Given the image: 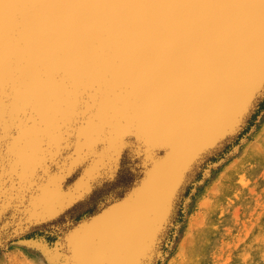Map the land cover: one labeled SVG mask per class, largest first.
Instances as JSON below:
<instances>
[{"label":"snow or ice","instance_id":"snow-or-ice-1","mask_svg":"<svg viewBox=\"0 0 264 264\" xmlns=\"http://www.w3.org/2000/svg\"><path fill=\"white\" fill-rule=\"evenodd\" d=\"M257 107L264 0H0V245L31 232L46 264H154Z\"/></svg>","mask_w":264,"mask_h":264},{"label":"rangeland","instance_id":"rangeland-1","mask_svg":"<svg viewBox=\"0 0 264 264\" xmlns=\"http://www.w3.org/2000/svg\"><path fill=\"white\" fill-rule=\"evenodd\" d=\"M256 114L190 187L158 264H264V109ZM36 239L9 243L0 264H46L21 242Z\"/></svg>","mask_w":264,"mask_h":264},{"label":"water","instance_id":"water-1","mask_svg":"<svg viewBox=\"0 0 264 264\" xmlns=\"http://www.w3.org/2000/svg\"><path fill=\"white\" fill-rule=\"evenodd\" d=\"M260 107H257L256 109L253 110V112L251 114H249V116L247 117L244 125L242 128L239 129V131L224 145V147L214 156L212 157L210 160H208L206 162V164L203 166L202 170L200 171V173L191 181V183L189 184V186L185 189V192H184V195H183V198L176 204V206L174 207L173 209V212L169 218V222L166 226V229L164 230V232L161 234V236L158 238V241H157V244H156V254H155V258H154V264H158L162 254H163V251H164V247L169 239V236H170V232L173 228V226L176 224V222L178 221L179 219V215H180V210H181V205L184 201V199L186 198L187 196V193L190 189V187L195 184L200 176V174L203 173L204 169L206 168V166L210 165L211 163H213L214 159L220 157L221 155H223L226 151V149L233 145L237 139L240 137V135L246 130V128L249 126L250 124V121L252 120V118L254 117V115L257 113V111L259 110ZM142 175L140 173H135L134 176H133V179L131 180V184L133 186H135L136 184V180L137 179H142ZM29 234H31V232H22L20 233L19 236L15 237L13 241H17V240H21L22 238H25L27 237ZM6 239V237H5ZM11 241V242H13ZM9 242V243H11ZM8 243V244H9ZM7 244V245H8ZM7 245H0V251L2 249H4L5 247H7Z\"/></svg>","mask_w":264,"mask_h":264},{"label":"bare ground","instance_id":"bare-ground-1","mask_svg":"<svg viewBox=\"0 0 264 264\" xmlns=\"http://www.w3.org/2000/svg\"><path fill=\"white\" fill-rule=\"evenodd\" d=\"M249 155H250V154H249ZM262 162H263V161H262ZM250 164H251V163H250ZM262 164H263V163H262ZM241 166H242V165H241ZM249 166H250V165H249ZM206 167H207V166H206ZM242 167H243V166H242ZM205 170H206V169H205ZM205 170H204V171H205ZM224 183H225V182H224ZM245 220H246V219H245ZM214 227H215V226H214ZM216 227H217V226H216ZM218 227H219V226H218ZM212 230H213V229H212ZM214 231H215V230H214ZM213 234H214V233H213ZM206 235H207V234H206ZM244 236H245V235H244ZM200 237H201V235H200ZM206 238H207V237H206ZM198 239H200V238H198ZM202 241H203V240H202ZM208 241H209V240H208ZM206 243H207V242H206ZM198 244H199V242H198ZM196 246H197V245H196ZM198 250H199V249H198ZM198 250H197V251H198ZM0 252H1V251H0ZM198 252H199V251H198ZM192 253H193V252H192ZM196 253H197V252H196ZM2 255H3V254H2ZM16 255H17V254H16ZM197 256H198V255H197ZM197 256H196V257H197ZM190 257H191V256H190ZM192 257H195V256H192ZM189 260H190V259H189ZM197 261H198V260H197ZM255 261H256V260H255ZM32 262H33V261H32ZM192 262L194 263L195 261L192 260ZM243 262H244V261H243ZM13 263H14V262H13ZM199 264H200V263H199ZM205 264H206V263H205Z\"/></svg>","mask_w":264,"mask_h":264},{"label":"trees","instance_id":"trees-1","mask_svg":"<svg viewBox=\"0 0 264 264\" xmlns=\"http://www.w3.org/2000/svg\"><path fill=\"white\" fill-rule=\"evenodd\" d=\"M263 109H264V108L260 107V111L263 110ZM256 116H257V114L254 115V119H255ZM247 131H248V129H247L245 132H247ZM245 132H244V133H245Z\"/></svg>","mask_w":264,"mask_h":264}]
</instances>
